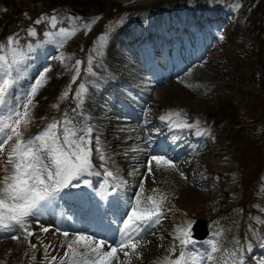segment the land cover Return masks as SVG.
<instances>
[{
    "label": "rangeland",
    "instance_id": "1",
    "mask_svg": "<svg viewBox=\"0 0 264 264\" xmlns=\"http://www.w3.org/2000/svg\"><path fill=\"white\" fill-rule=\"evenodd\" d=\"M112 1L83 0L75 1V3L81 5L83 7L82 12L87 14V17H90V14L94 16V13H98L97 11H103L104 7ZM234 1L235 4L232 11H229L226 0H138L122 8L114 9L108 15L110 16L106 24L109 27L107 28L108 30L104 31L102 29L103 31L101 30L100 34L95 39H92L84 53V57L82 59L77 57L76 59L81 61V71L85 69L82 76L80 71L78 78L81 77L82 83L87 88V95L82 101L78 100V108L85 119L83 127L90 126L93 129L92 146L94 154V127L90 123V118L93 117L94 125L100 129L99 131L105 128L103 137L107 139L106 146L109 145V156L108 153L105 155L111 159L110 162L114 168H118V171L121 169L128 183L127 188L130 189L131 187L137 188L138 184L140 186L142 182L143 184L146 183L144 187L149 188V176L147 178L142 177L148 171V166L145 164L146 159L149 157L147 154L148 149L145 146L146 143L143 145L140 127L136 126L135 128L132 126L128 117L121 116L122 120H120L121 118L115 112L113 115L112 111L106 107L103 110L110 95L106 87H103L104 91H101L100 87H102L101 84L103 83L99 82L100 76H108V74L112 76L116 72L117 76L124 79V81L120 80V85H118L123 91L122 94H118L120 97L118 100L124 99L129 105H132L127 97L129 85L134 89L141 90L143 94L149 90L150 93L145 96L149 105L141 108L144 112L139 108L140 123L136 122V125H142L144 127L142 131L149 133L151 138H155L153 136L157 131L155 128L158 127L160 129L162 122L160 117L166 115L167 110L171 106H173L174 110L176 108L174 105L183 107L179 110L186 116L188 115L187 118L190 119V124L193 125L191 128H187L192 134V139L190 140L195 137L198 139L200 136L198 130L199 132H206V135L202 140L194 142V147H191L189 151L185 150L172 155L176 156L179 154V161H175L176 169L158 167L155 166V162L152 164L153 171L150 175L152 174L155 181L152 178L150 179L154 185H159L157 186L159 188L157 197L160 194L166 195V201H170L169 204L171 206L179 205L182 207L187 212L186 214L190 220L197 218L206 219L209 225V240L213 238V233L222 230L223 234L219 238L222 247L233 248L235 240L240 241V236H242L241 240L244 238L246 249L249 244L254 249L260 246L261 243L254 235V230L261 235L260 227L257 225L253 226L250 220H247L242 231L240 222L243 219V215L239 207L234 210L233 214L221 217L222 209L235 206L237 203L239 205L244 203L246 196L242 193L236 198L234 194L231 196L229 194L233 184L239 177L237 174L235 176L232 175L237 168V163L234 160L231 161L230 156L235 152L232 150L231 144L229 148L227 147L222 137V139H218L217 136L220 135L219 128L210 117L218 113L225 115V112L230 109L233 110V113H230L233 121L247 122L257 120L261 114L260 96L262 92L264 93V74L262 73L261 75L258 65L259 63L262 64L263 60H257L260 53L258 54L256 50L258 49L259 39L262 38L264 42V31L261 34L258 32V28L260 29L261 27L258 21L261 18L260 11L263 4L255 6L254 8L256 9L253 13L254 8L252 9V5L256 4L254 0ZM173 2H179L182 8L177 10L173 6ZM241 4L246 6L244 14H242L243 17L239 11ZM184 5L188 6V10L183 9ZM201 5H207V7L202 8L200 7ZM95 6L99 9H96ZM161 7H167V11L162 13V10H159ZM154 8L156 12L149 14L148 11ZM107 10L108 8L105 11ZM220 15H222V19L216 18L212 20ZM166 16L173 17L175 24L195 25L198 23L196 28H192L194 30L192 36L194 42L191 40L192 46L189 49L183 48L185 54L182 53V55L177 56L175 55V50L172 52L168 47L166 49L164 46L166 44L159 42L158 34H161L162 27L167 30L170 27L165 25ZM230 16H232L231 19H229ZM262 17L261 24L264 25V13ZM34 18L35 16L27 17L26 20L33 23ZM248 18H250V21ZM150 20H155V22L150 25ZM93 24L89 25L88 28L77 30L78 34L76 35L75 32L74 35L68 37L62 47L56 43L44 42L37 43L32 46L31 51H28V58L23 68L24 78L20 82L21 89H28L30 84L35 83L41 73L45 75V83L39 89L35 98L33 107V115L35 116L30 125L33 132H26V138L34 132L36 133L37 130L41 131L52 119L59 120L58 113L60 108L72 94V89L67 98L61 99L62 93L68 90L69 85H72V76L75 74L74 65L76 60H74V56L68 50L79 40L80 32L84 36L89 34ZM35 31L37 32L36 29ZM233 33L237 36L235 41L233 38L235 34ZM249 33L252 41L247 38ZM204 35L205 37L203 38ZM131 37H135L136 41L127 43L126 40ZM80 48L82 49L81 46ZM149 52L157 57L151 58L152 62L150 63L154 65V62H156L158 64V69L154 73L157 78H160L158 83L152 80L153 72L148 73L147 67L142 70L140 64L143 56ZM61 56L65 57L64 62H61ZM90 57L93 60L92 72L94 75L88 73V60ZM232 59L236 61H232ZM45 69H48V71L45 72ZM109 70H112V72L110 73ZM248 73L255 75L254 78L250 77L252 81L248 80ZM148 78H151V80ZM125 82H128V84ZM135 94L139 95L138 92ZM133 98L136 99V97ZM246 103L248 106H246ZM143 104L145 105V102L140 105L142 106ZM53 105H58V107H53ZM115 109H118L121 115L133 117V114L124 108L118 107ZM237 110L240 113L239 115H236ZM227 114L229 115V113ZM116 119H119L117 124L115 122ZM155 120L158 122L156 127L154 125L151 126L150 123ZM124 126H126L125 133L122 132ZM263 131V125L258 122L253 126L244 127L241 137L240 132L238 133L237 137L240 138L238 151L243 154L241 159H247L249 156L248 152L255 149L257 139L262 135ZM176 134L173 133V137L177 139L178 136H175ZM182 135L180 137H186L185 133H182ZM101 143L103 144V142ZM177 143L178 140H175L173 146L177 145ZM142 145L145 147L146 152L143 151V157L141 156L140 159H135L133 154L142 152L133 150H137ZM94 154L93 163L95 164ZM211 167L215 168L214 173L210 171ZM208 168L209 174L204 178L198 176L200 172L203 174ZM96 169L99 168L96 167ZM216 171L221 173L224 178H227L225 181H220L219 185L222 188H218L216 185L218 182ZM251 172H248V174H251ZM137 178H140L138 182H136ZM102 184L103 181L100 183L99 190ZM259 186L264 193V181ZM127 188L125 192L128 191ZM186 188H189L187 192H185ZM138 190H140V187ZM219 200L222 202H218ZM166 205L167 203H164L163 207ZM257 209L264 216V206H257ZM260 214L256 216V220L263 222L264 219ZM163 219L166 220V223L160 222L154 226L163 228L154 234L155 237H147L150 243L147 240L144 243L150 250L159 247L161 242H165V238L168 237L164 233L167 230L165 225L168 223L169 215ZM227 223L232 224L234 228H224L223 225L225 226ZM35 224L31 220L28 224L33 233L36 229ZM40 229L42 230V228ZM160 237H162L161 242L158 241ZM48 239L51 242L52 235H49L44 241ZM1 245L0 253H3L4 249H9L1 248ZM207 248L208 246H205L203 249L196 251L204 252ZM31 251L33 250L23 252H27L30 255ZM62 253L63 251L61 255ZM253 256V253H249L245 258L247 260V258H252ZM139 259L146 262L148 256L143 254ZM253 261L257 262L255 256ZM0 263L9 264L8 260ZM247 263L250 264L249 259Z\"/></svg>",
    "mask_w": 264,
    "mask_h": 264
},
{
    "label": "snow or ice",
    "instance_id": "2",
    "mask_svg": "<svg viewBox=\"0 0 264 264\" xmlns=\"http://www.w3.org/2000/svg\"><path fill=\"white\" fill-rule=\"evenodd\" d=\"M72 17L71 21H78ZM41 19L35 21L40 24ZM94 22V21H93ZM51 29H56L59 23L56 15L48 19ZM88 28V24H84ZM79 24L73 23L70 28L60 27L58 31H48L44 35L45 42L56 43L63 46L64 41L75 34ZM27 34L35 37L37 32L29 27ZM21 44L18 35H10L0 43V233L11 234L10 239H23L28 242L31 249L37 244L32 243L33 231L29 228L30 218L42 215L46 209L54 207L61 193L65 189L80 188L81 183L93 188L91 176H99L93 163V129L81 127L79 122L69 119L67 115L60 120L52 119L41 131L26 138V132L33 122V107L38 91L45 83V75L41 73L35 83L28 89H21L20 82L24 78V63L28 58V51ZM64 62L65 57H60ZM81 61H75L74 83L80 75ZM93 60H88V73L92 72ZM48 69H45L47 72ZM71 91L62 93L61 99L67 98ZM87 95L84 83L79 85L76 99L82 101ZM58 107V105H53ZM173 116L179 117V112L162 115V121H171ZM193 125L183 120L176 124L179 128H191ZM198 127V122H197ZM198 134L203 135L202 132ZM95 153L99 154L103 175L110 178L113 184L101 185L97 194L106 198L109 188L116 191L120 185L118 175L109 170L105 164L107 157L105 150L100 146V137L95 136ZM152 155L148 160V171H153L152 164L167 169H176L175 162L167 156L166 152ZM183 175V173H181ZM95 190V189H94ZM145 187L140 184V191L136 193L135 201L130 204V211H126L122 218V227L118 229V239L115 231L111 235L105 234L98 238L96 233L89 234L86 230H72L56 228V233L63 237L60 248L62 255L49 243L43 244L44 264H131L132 259L141 258L143 244L147 240L150 230L158 225L164 216L163 205L166 195H143ZM153 189V192H156ZM68 193H65L67 195ZM77 195L87 196V193ZM71 219V217H69ZM194 221H187L186 225H177L173 231V244L169 247V255L157 258L156 264H246L243 249L239 247L240 241L235 240L232 249L222 247V230L213 233L208 241V248L204 252L193 249L192 225ZM72 226H69L71 228ZM42 231L48 233L49 229L42 226ZM154 234V233H153ZM257 240L264 246V235L255 232ZM39 240V237H37ZM150 243V241H148ZM51 250V251H50ZM179 255L173 257V253ZM54 251L56 254H51ZM247 252L252 251L249 244ZM32 260H36L35 255ZM264 264V260L258 261Z\"/></svg>",
    "mask_w": 264,
    "mask_h": 264
},
{
    "label": "bare ground",
    "instance_id": "3",
    "mask_svg": "<svg viewBox=\"0 0 264 264\" xmlns=\"http://www.w3.org/2000/svg\"><path fill=\"white\" fill-rule=\"evenodd\" d=\"M123 107H121V109H122ZM169 113H174V109L173 108H171L170 110H169V112H168V114ZM121 116H125L126 118L128 117L129 119V121L130 122H132L133 120H131V118H132V116H126V115H124V114H122ZM182 118L181 117H173L172 118V120L169 122L170 124H173V125H176L180 120H181ZM127 121V120H126ZM182 121H183V119H182ZM123 122H125L124 120H123ZM125 129H126V126H124L123 127V131L122 132H124L125 133ZM146 143V145H148V142H145ZM107 149H108V146H107ZM133 151H136V152H142V153H136V154H133V156H134V158L135 159H140L141 158V156L143 157V151H145V147H143V145H142V147L140 146L137 150H133ZM146 152V151H145ZM148 152V151H147ZM108 152H106L105 154H107ZM153 153V152H152ZM155 153L156 154H162V152L160 151V152H156L155 151ZM128 158H129V156H128ZM131 159H132V157H131ZM108 160V159H107ZM154 163V162H153ZM155 165V164H154ZM153 166V165H152ZM156 166V165H155ZM148 169V168H147ZM153 169V168H152ZM139 172V171H138ZM141 173V172H140ZM139 179L140 178H137L136 179V182H138L139 181ZM134 183H135V181H134ZM186 186V185H185ZM87 189H89L88 187H86ZM189 189V188H188ZM187 188H186V191L185 192H187V190H188ZM78 194V192H77V190L76 189H74L73 190V193L70 195V197L71 198H75L76 200H79L80 201V195H77ZM184 194V193H183ZM185 195V194H184ZM187 197V196H186ZM84 197H82V199H83ZM83 203L86 205L87 204V202L86 201H83ZM82 202H78V205H79V207L80 208H82V206L84 205ZM116 210H118V208L116 209ZM38 217V222H39V224H37V227H40V226H44V223H47V218H46V216H45V214L43 213L41 216L39 215V216H37ZM37 217H35V218H37ZM30 221V220H29ZM35 224V223H34ZM46 225V224H45ZM31 226H33V225H31ZM35 227V226H34ZM49 229V231H48V233H44L42 230H39L37 233L42 237V239L43 240H45V238H48L49 237V235H52V238H56V237H58V234L55 232V231H53L52 229H50V228H48ZM45 243H47L48 244V242H49V239L48 240H46V241H44ZM50 243V242H49ZM9 247H13V248H16V249H19L20 248V246L18 245V244H14V243H12V242H9V243H3L2 245H1V248H9Z\"/></svg>",
    "mask_w": 264,
    "mask_h": 264
},
{
    "label": "trees",
    "instance_id": "4",
    "mask_svg": "<svg viewBox=\"0 0 264 264\" xmlns=\"http://www.w3.org/2000/svg\"><path fill=\"white\" fill-rule=\"evenodd\" d=\"M5 1H6V3H11L12 5H15V6H20L21 4H19V1L20 0H11V2H9L8 0H4V3H5ZM26 1H31V2H36V1H38V0H23V5L22 6H20V7H25V9H26V4H28V3H30V2H27L26 3ZM49 5H52V6H54V5H56V4H60V3H65V4H71L75 9V11L77 12V13H82V6L81 5H79V4H76L75 3V1H77V2H79V1H83V0H45ZM115 3L113 2H111V3H109L108 5H106L104 8V10L103 11H105L107 8H108V10L114 5ZM116 5V4H115ZM19 7V8H20ZM95 8L96 9H99L97 6H95ZM7 20H9V21H7V23H6V25H5V27L6 26H8V24H10L11 22H10V19H7ZM11 20H12V18H11ZM263 31V30H262ZM227 112V111H226ZM225 112V115H223L222 113L221 114H216V117L217 118H220V119H223V120H227V121H229L230 119H232L231 117H230V113L232 114L233 113V111L231 110V112L229 113V115L227 114Z\"/></svg>",
    "mask_w": 264,
    "mask_h": 264
}]
</instances>
